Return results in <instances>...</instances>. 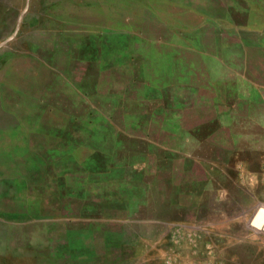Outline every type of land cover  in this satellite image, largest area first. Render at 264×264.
<instances>
[{
	"label": "rangeland",
	"instance_id": "rangeland-1",
	"mask_svg": "<svg viewBox=\"0 0 264 264\" xmlns=\"http://www.w3.org/2000/svg\"><path fill=\"white\" fill-rule=\"evenodd\" d=\"M260 162L264 0H0V264L62 260L66 228L197 264L178 252L190 220L141 206L192 207Z\"/></svg>",
	"mask_w": 264,
	"mask_h": 264
},
{
	"label": "crops",
	"instance_id": "crops-1",
	"mask_svg": "<svg viewBox=\"0 0 264 264\" xmlns=\"http://www.w3.org/2000/svg\"><path fill=\"white\" fill-rule=\"evenodd\" d=\"M254 165L253 168L249 167L237 176L230 173L219 175L221 176L219 181H227L234 188L225 190L224 194L219 189H215L212 183L211 187H208L207 183L204 185L201 182L203 184H198L196 190H191L192 205L190 206L192 207L161 206L156 208V211H150L149 205L145 204L141 206L140 217L142 221L149 222V217L152 216V222L157 224L165 223L166 220L172 222L190 220L192 224L190 228L197 234H194L190 240H183L178 252L183 258L194 263L264 264V228L256 226L253 222L259 210L264 208V169L261 162ZM212 177L208 175L203 181L213 180ZM223 182L220 185L224 186ZM245 204L248 205L246 211L231 215L235 213V211L231 212V208H241ZM187 212L188 216L185 217ZM210 213L214 215L208 216ZM63 218L66 224L71 219L68 216ZM76 220L85 225L84 218L78 217ZM62 234L64 236L57 243L54 239L51 240L52 243L57 244L56 250L62 253V260L52 259L53 264H163L164 262V240H160L159 237L156 239L153 235L147 234V238L128 237L126 241L121 239L117 244L109 245L104 252H101L96 243L90 244L86 240L71 246L70 228L63 230Z\"/></svg>",
	"mask_w": 264,
	"mask_h": 264
},
{
	"label": "water",
	"instance_id": "water-1",
	"mask_svg": "<svg viewBox=\"0 0 264 264\" xmlns=\"http://www.w3.org/2000/svg\"><path fill=\"white\" fill-rule=\"evenodd\" d=\"M103 66H101L102 69ZM254 224L256 226H263L264 227V209L261 208L259 210V212L257 213V215L255 216L254 220H253Z\"/></svg>",
	"mask_w": 264,
	"mask_h": 264
}]
</instances>
